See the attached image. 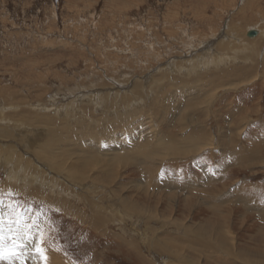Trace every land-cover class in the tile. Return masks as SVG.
Returning <instances> with one entry per match:
<instances>
[{
	"label": "rangeland",
	"instance_id": "rangeland-1",
	"mask_svg": "<svg viewBox=\"0 0 264 264\" xmlns=\"http://www.w3.org/2000/svg\"><path fill=\"white\" fill-rule=\"evenodd\" d=\"M0 148L37 264H264V0H0Z\"/></svg>",
	"mask_w": 264,
	"mask_h": 264
},
{
	"label": "bare ground",
	"instance_id": "bare-ground-1",
	"mask_svg": "<svg viewBox=\"0 0 264 264\" xmlns=\"http://www.w3.org/2000/svg\"><path fill=\"white\" fill-rule=\"evenodd\" d=\"M224 38V36H223ZM251 38H254V37H251ZM205 52V51H204ZM206 53V52H205ZM205 59H207V63L208 64H212L214 63L213 61H215L214 57H208V54H204L203 55ZM205 66V65H204ZM226 73V72H225ZM227 75V74H225ZM232 77L233 79L235 78V76H230L229 75V78ZM240 77V76H239ZM228 77L225 76V79L228 80L229 79ZM244 80H241V82H238V84H241L243 83ZM39 122V121H38ZM240 125V123H239ZM6 133V132H5ZM4 134V133H3ZM8 136L9 137H13V134H9L8 133ZM31 142L34 143V140H32ZM41 147V146H40ZM48 148V147H46ZM1 150H3L2 148H0ZM183 147H180V150H182ZM157 151H159L160 149H155ZM189 150V148H188ZM139 152V150H134V154L137 155ZM158 154H167L166 152L160 150ZM181 153H175V154H172L175 156V158H179V155ZM44 155V154H43ZM139 155V154H138ZM163 155V156H165ZM45 156V155H44ZM131 156H132V152H131ZM173 156V157H174ZM48 160L49 162L51 161V157H48ZM59 166H62V163H59ZM16 173V172H15ZM149 187V185H147ZM146 188V187H145ZM174 198V197H173ZM247 204V203H246ZM249 205H252V204H249ZM187 207V206H186ZM261 209V208H260ZM263 211V210H262ZM263 216L264 217V211H263ZM231 216V215H230ZM225 220V219H224ZM226 221V220H225ZM206 222V221H205ZM219 222H217L218 224ZM225 225V224H224ZM227 225V223H226ZM222 226V225H221ZM211 230V229H210ZM192 234V233H191ZM5 231L4 230H0V254H2V258H0V264H37V262H34V259H36L37 261L40 259V254L43 253L42 251H40L39 248H36L37 245L35 242L31 241L29 242V246L30 247V250L26 251L25 253L21 251V249H18V247L16 245H14L13 247H11L9 250H6L5 248L8 249V246L6 245L7 242V237L5 239ZM20 238H15L13 239L12 243H15L17 241H19ZM220 241V240H219ZM8 245H12V244H9ZM23 245V247L25 246V244H21ZM234 246V245H233ZM32 248V250H31ZM3 249V250H2ZM20 251V252H18ZM36 251V252H35ZM41 252V253H40ZM17 253H21L20 255H18ZM7 254V255H6ZM44 255V254H43ZM211 256V255H210ZM49 257V256H48ZM57 260V259H56ZM147 260V259H146ZM54 262V261H52ZM263 262V261H262ZM51 263V262H50ZM49 264V263H48ZM190 264V263H189Z\"/></svg>",
	"mask_w": 264,
	"mask_h": 264
},
{
	"label": "water",
	"instance_id": "water-1",
	"mask_svg": "<svg viewBox=\"0 0 264 264\" xmlns=\"http://www.w3.org/2000/svg\"><path fill=\"white\" fill-rule=\"evenodd\" d=\"M257 36V32L256 31H250L249 33H248V37H256Z\"/></svg>",
	"mask_w": 264,
	"mask_h": 264
},
{
	"label": "snow or ice",
	"instance_id": "snow-or-ice-1",
	"mask_svg": "<svg viewBox=\"0 0 264 264\" xmlns=\"http://www.w3.org/2000/svg\"><path fill=\"white\" fill-rule=\"evenodd\" d=\"M0 258H2V254H0Z\"/></svg>",
	"mask_w": 264,
	"mask_h": 264
}]
</instances>
